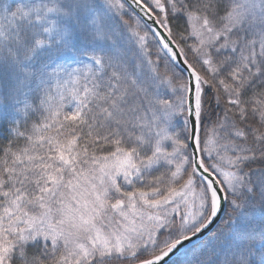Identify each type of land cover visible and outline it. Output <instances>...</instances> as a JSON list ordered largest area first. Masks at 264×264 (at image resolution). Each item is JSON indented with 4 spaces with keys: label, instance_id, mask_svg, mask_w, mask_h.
<instances>
[{
    "label": "snow or ice",
    "instance_id": "obj_1",
    "mask_svg": "<svg viewBox=\"0 0 264 264\" xmlns=\"http://www.w3.org/2000/svg\"><path fill=\"white\" fill-rule=\"evenodd\" d=\"M0 125V264H264V0H0Z\"/></svg>",
    "mask_w": 264,
    "mask_h": 264
},
{
    "label": "trees",
    "instance_id": "obj_2",
    "mask_svg": "<svg viewBox=\"0 0 264 264\" xmlns=\"http://www.w3.org/2000/svg\"><path fill=\"white\" fill-rule=\"evenodd\" d=\"M185 77L187 76L185 75ZM208 95H209L208 105L210 108L214 109L215 103L211 99L212 94L209 92ZM229 214H230V209L229 206L227 205V211L225 217L221 222V224L219 225V227H217V229L213 232V234L209 236L202 244L193 248H189V251H187L184 255L175 258L177 260V264H188V262H191V264H195V261L201 258L202 253L211 252L213 248L219 251V247L223 243V238L219 237V233L225 231L224 226L228 221ZM260 220L261 218L258 221H256V224H259Z\"/></svg>",
    "mask_w": 264,
    "mask_h": 264
},
{
    "label": "water",
    "instance_id": "obj_3",
    "mask_svg": "<svg viewBox=\"0 0 264 264\" xmlns=\"http://www.w3.org/2000/svg\"><path fill=\"white\" fill-rule=\"evenodd\" d=\"M143 22V21H142ZM150 23V22H149ZM160 31H163V29H160ZM181 68H183V66L181 65ZM185 75L187 76V72H184ZM226 210H227V204L224 205L223 207V211L221 212L219 218L214 222V224L212 226H210V228L201 236L200 239H195L192 241V243H189L187 245V248H193L196 247L200 244H202L219 226V224L221 223V221L223 220V218L225 217L226 214ZM177 257H174V259Z\"/></svg>",
    "mask_w": 264,
    "mask_h": 264
},
{
    "label": "rangeland",
    "instance_id": "obj_4",
    "mask_svg": "<svg viewBox=\"0 0 264 264\" xmlns=\"http://www.w3.org/2000/svg\"><path fill=\"white\" fill-rule=\"evenodd\" d=\"M149 43H150V45H151V47L153 48V55H154V50H155V41L154 40H150L149 41ZM66 63H68V64H71L72 63V61L71 60H67L66 61ZM73 66H75V65H73ZM182 120L181 119H177V127H176V131H178V132H180L181 131V129H182ZM7 125H0V149H2L3 148V146L7 143V136H8V133H7V131H6V129H7ZM227 211V210H226ZM261 217H260V213H259V211H257V213H256V218H255V222L256 221H258L259 219H260ZM224 219V218H223ZM223 221V220H222ZM221 221V222H222ZM221 224V223H220ZM219 224V225H220ZM219 227V226H218ZM213 234V233H212ZM211 234V235H212ZM210 235V236H211Z\"/></svg>",
    "mask_w": 264,
    "mask_h": 264
}]
</instances>
